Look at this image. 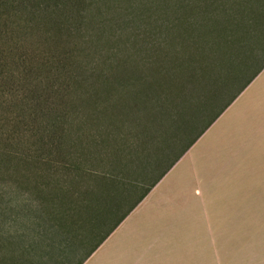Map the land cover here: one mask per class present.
Masks as SVG:
<instances>
[{"label": "rangeland", "instance_id": "obj_1", "mask_svg": "<svg viewBox=\"0 0 264 264\" xmlns=\"http://www.w3.org/2000/svg\"><path fill=\"white\" fill-rule=\"evenodd\" d=\"M150 1L154 8L150 22L159 20V15L162 22L163 15L158 12L162 0L160 5L159 0ZM176 1L182 10L175 12L178 7L173 5V17L163 16L167 31L135 25L136 18H129V30L104 38L105 47L99 51L91 50L87 37L57 38L50 50L31 37L23 42L22 53H12L16 59L33 50L37 54L50 51L57 57L71 51L73 56L64 61L63 68L55 70L51 76L54 80L46 84L64 91L50 98L46 109L51 114L45 117L36 113L45 107L43 104H38L37 109L34 103L23 102L26 96L11 101L13 92L27 93V75L0 89V127L5 125L0 128V264H14L15 256L49 255L62 246L78 250L79 245H86L83 250L88 251V246L109 231L248 79L250 73L241 74L236 81L224 74L222 82L208 84L206 92L199 96L196 93V100L188 105L190 109L180 113L171 110L168 115L164 107L158 109L159 93L150 86L161 91L172 71L188 59V46L193 43L189 34H194L191 27L204 19L190 9L192 0ZM223 4L232 7L229 0L210 3L212 10L209 7L208 12L213 24L232 18L229 9L226 17L222 15ZM97 6L101 7L100 1ZM204 8L202 5L203 13ZM92 9L94 23L87 26L84 36H94L101 20V15L97 18V11ZM103 12L102 20L108 29L114 25L111 16H117ZM210 35L212 40L217 37L213 31ZM163 40L166 48L153 47ZM132 42H137L136 48L127 45ZM113 46L116 53H125L117 62L105 64L107 57L115 59ZM2 47L0 42V50ZM121 60L129 64L123 71V81L117 80ZM96 68L99 72L106 69L116 75L115 79L100 81ZM91 71L96 73L94 77ZM74 75H78L76 80ZM87 76H92L95 86L87 85ZM198 101L206 102L204 111L197 106ZM107 134L114 135L113 144H104ZM237 136L233 145L220 143L213 156L203 161L204 169H214V173L217 170L216 191L209 194L208 221L202 209L191 211L201 217L194 218L191 237L198 250L192 264H264V132H237ZM93 140L97 143L91 145ZM94 150L102 151L104 163L93 161ZM110 157L117 163L113 167L115 176L105 181L101 178L110 174L105 164ZM187 166L184 162L171 178ZM211 178H207L209 182ZM196 225L200 227L198 233Z\"/></svg>", "mask_w": 264, "mask_h": 264}, {"label": "trees", "instance_id": "obj_2", "mask_svg": "<svg viewBox=\"0 0 264 264\" xmlns=\"http://www.w3.org/2000/svg\"><path fill=\"white\" fill-rule=\"evenodd\" d=\"M99 1L101 7L97 6ZM169 1H171V3ZM212 1L218 0H192L190 9H195V14L201 13L199 16H203L204 19L198 26L194 25L191 27V25L196 24V22H191V25L189 24L191 31L194 30L193 35L189 34V37L193 39L192 44L194 47L192 44L188 46V51L190 52L191 50V52L188 54V59L184 61L185 63H180L178 69L174 72L172 71L161 91L153 85L150 86V89L156 90V93H159L157 103L160 108L158 107V109L164 107L167 115L171 110L180 113L183 110L190 109L188 105L196 100V93L198 92L199 96L202 92H206L208 84L211 86L214 82H222L224 74H229L228 78H231V81H236L241 74L248 75L250 73L248 79H246L242 86L236 89L229 100L211 119H209L205 127L197 133L183 150H181L179 155L167 166V168H165L163 173L143 191L130 209L111 226L109 231L98 241V244L105 241L126 217H128V215H130V213L147 197L161 179L174 167L264 68L263 62L255 71H252V69H254L253 65L257 63L258 47L261 44L262 29H264L262 26V21L264 20V0H229L232 3V7L223 4L221 6L224 11H222V15L226 17V11L229 9L231 12L229 15H231L232 18L229 20L221 19L217 21L216 24L211 22L212 19L208 12ZM160 2L161 0H159V5ZM203 2L206 3V5H204ZM173 5L178 7V9H174L175 12L182 10L179 1L162 0V6H160L158 12L169 19V17L173 15ZM202 5L205 6V13L202 11ZM154 6L158 8L156 4H154ZM93 7L97 11L96 17L98 18V16L101 15V20L97 24L98 30L95 32L94 36H84L83 32L89 30L87 26L94 23ZM153 9L150 0H0V42H2L4 46L2 47L3 50H0V57L2 58L0 61V89L3 87L8 88L9 83L11 84L14 80L21 79L23 75H27L28 77L25 80L27 93L22 92L21 94L17 91L13 92L11 94L13 97H11V101L26 96L23 102L27 101L29 103H34L37 109L39 108L38 104H43L45 107L41 106V109L39 108L40 110L36 113L39 114V112H41L44 117L47 116L50 111L46 109V105L50 102V98H52L53 95L57 96L61 94L64 90L62 87L56 88L53 87V85L48 86L46 84H49L48 82L52 81L51 79L54 80V77L52 78L51 76H54L55 70L63 68L64 61L67 60L69 56L71 58L73 52L67 51L57 57L50 53V51L49 53L40 52L38 54L34 53V50L25 51V54L23 53L20 56L21 59L12 57V53L15 54L16 50L22 53L23 42L31 37L37 38L38 42H42L43 45L46 44L48 49L51 43L55 44V42H57V38L60 40L64 37L72 39H75V37H79L78 39L87 37L91 50H96L98 48L97 51H99V49L101 50L102 47L103 49L105 47L103 45V40L109 39L111 36L121 33L123 30H129L130 24H128L127 21L131 18H136L134 21L135 25L145 24L151 28H164L167 31L169 27L165 23L163 16L162 22L160 15L159 20L154 23L150 22V12L153 11ZM210 9L212 10L211 7ZM105 10L107 15L115 13L117 16L114 18L110 15L114 25L109 26L108 29L106 23L102 20V17L105 16V14H103ZM89 12L92 14H89ZM176 19V17L173 18L174 21H176ZM178 26L182 28L183 25L179 22ZM212 31L217 33L215 40L210 38V32L212 33ZM187 32L189 33V27L187 28ZM164 40L153 47L156 48L157 46V48H159L160 46L162 49L166 48L167 44H165ZM107 43L109 45L110 41H107ZM213 44L215 45L214 49L212 47L214 46ZM127 45L136 48L137 42H132V44L127 43ZM192 47L194 49H191ZM114 48L113 46L111 53H113L115 59L107 57L105 59V64H108L111 60L117 62L116 60H119L117 58L124 55L125 51L122 50L116 53ZM126 51L128 50L126 49ZM115 54H117V57ZM121 62L123 65L121 66L120 72L117 73V80L119 81H123L125 78V75H122L123 71L129 68L127 60H121ZM222 63L225 67H221ZM98 70L99 69L96 68L95 72L98 73L97 78L102 82H112L116 77V75L110 74L106 69H102L101 72ZM95 72L91 71V73H94L92 75L93 77L96 75ZM45 73L47 76H45ZM67 75L68 73L66 76ZM74 76L75 77L72 78L76 80L78 75ZM92 76H87V80H85L88 81L87 85L89 86H95V82L92 81ZM63 84L66 85V82ZM154 97H156V95H154ZM200 103L201 101H198L197 106L199 107L200 105V108H202L200 110L204 111L206 102L205 104ZM135 107L137 108V106ZM170 117L174 119V116ZM13 123L14 120L11 119L10 124L14 125ZM2 128H5V125L2 126ZM113 137V134H107V140H103L104 144H113ZM93 143L96 144L97 142L93 140L91 145H93ZM91 155L94 162L99 164L105 162L101 150H94L91 152ZM109 159L110 160H107L105 164L110 167L111 171H108L110 174H105L104 178H101L105 181H111L110 177L113 178L114 175L113 167L115 168L117 164L114 158L110 157ZM92 175L97 177L95 173Z\"/></svg>", "mask_w": 264, "mask_h": 264}, {"label": "crops", "instance_id": "obj_3", "mask_svg": "<svg viewBox=\"0 0 264 264\" xmlns=\"http://www.w3.org/2000/svg\"><path fill=\"white\" fill-rule=\"evenodd\" d=\"M260 43L252 71L264 62V29ZM237 132H264V68L105 241L88 251L86 245L62 246L49 255L15 256L14 264H192L198 250L194 218L201 219L194 212L202 209L208 221L209 194L216 191L217 170L204 169L203 161L220 143L238 141ZM184 162L187 169L171 178Z\"/></svg>", "mask_w": 264, "mask_h": 264}]
</instances>
